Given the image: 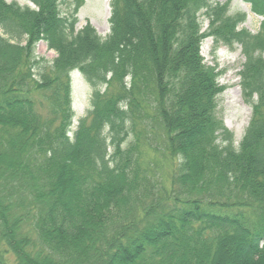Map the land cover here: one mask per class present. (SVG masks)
Wrapping results in <instances>:
<instances>
[{"label": "trees", "instance_id": "trees-1", "mask_svg": "<svg viewBox=\"0 0 264 264\" xmlns=\"http://www.w3.org/2000/svg\"><path fill=\"white\" fill-rule=\"evenodd\" d=\"M27 1L0 0V264H264V0L256 34L228 2L110 0L105 38L76 30L84 0ZM206 37L245 58L236 146Z\"/></svg>", "mask_w": 264, "mask_h": 264}, {"label": "rangeland", "instance_id": "rangeland-1", "mask_svg": "<svg viewBox=\"0 0 264 264\" xmlns=\"http://www.w3.org/2000/svg\"><path fill=\"white\" fill-rule=\"evenodd\" d=\"M7 2H17L21 6H32L27 0H6ZM229 3L228 15H244L245 19L239 24L238 29H243L251 34L259 31L261 17L255 15L250 5L242 0H215L214 4L224 5ZM72 2L62 0L60 11L66 13ZM111 14L110 0H84L83 5L77 13L76 30H81L86 24L91 25L97 34L105 38L110 32L109 18ZM199 22L202 31L206 30L209 20L204 12L199 15ZM35 54L52 62L56 58L54 51L49 50L44 42L36 45ZM201 56L207 66L213 67L217 76V82L223 89L217 97V115L226 129L232 133L235 146L241 141L249 125L252 108L245 101L241 89V78L245 58L241 47L238 44L225 45L217 43L213 38L206 37L201 45ZM71 89L73 110L75 112L74 128L78 119L83 117L88 106L91 95V88L83 76L75 71L71 74ZM255 99V97H254Z\"/></svg>", "mask_w": 264, "mask_h": 264}]
</instances>
